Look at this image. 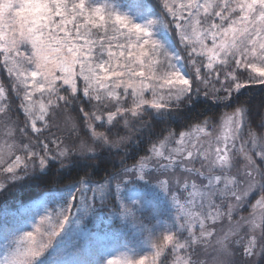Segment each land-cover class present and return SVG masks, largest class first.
Returning <instances> with one entry per match:
<instances>
[{
	"label": "snow or ice",
	"instance_id": "snow-or-ice-1",
	"mask_svg": "<svg viewBox=\"0 0 264 264\" xmlns=\"http://www.w3.org/2000/svg\"><path fill=\"white\" fill-rule=\"evenodd\" d=\"M0 71V122L10 125L0 194L42 180L53 162L84 170L35 205L31 230L5 236L0 264H81L68 248L90 238L87 221L109 201L142 240L86 264H264V112L238 99L264 92V0H159L135 12L115 0H0ZM201 94L232 110L172 130ZM81 133L109 155L125 149L101 181L87 173L101 153ZM142 137L150 147L129 166Z\"/></svg>",
	"mask_w": 264,
	"mask_h": 264
},
{
	"label": "trees",
	"instance_id": "trees-1",
	"mask_svg": "<svg viewBox=\"0 0 264 264\" xmlns=\"http://www.w3.org/2000/svg\"><path fill=\"white\" fill-rule=\"evenodd\" d=\"M148 1L151 3V5L153 4L154 6L159 2V0ZM0 79H3L5 86L7 87V76L6 73H4L3 71H0ZM238 99L241 103L247 101L248 104L251 105L253 111L264 112V107H261L262 105H264V92L261 91V86H251V91L242 92ZM8 103L11 105L10 115L12 117V120H18L22 122L24 120V116L23 113L18 109V105L20 102L19 100H16L14 98V94H9ZM245 106L247 107L248 105L246 104ZM231 110L232 109L224 108L222 105L216 106L211 101L205 100L201 95L200 99L196 101L195 105L190 106L188 108H184L182 106V116L171 122L170 127L172 130H186L187 128H182L181 126L185 125L188 122H191L194 125L195 123H198L204 118H209L213 116L218 118L223 114V112ZM99 113L104 114L102 109ZM71 116L75 117L76 113L71 112ZM258 119L259 117H257V120ZM95 124L98 125V123ZM108 127L109 125H104L103 127H96V131L99 130L100 132L106 133ZM120 127L123 128V121H121ZM2 130V122H0V132ZM52 131H56V129H53ZM121 135H123V132H121ZM81 139L87 141V146L92 147L95 149V151L101 153V161L104 162L100 163L97 167L87 169L88 176L91 178L92 181H101L105 179L108 174L114 170L113 165H115L116 168H119L120 155L124 154L125 149H120V155H115V149H113V154L109 155L107 152H104L103 149L96 148V146L92 144V142L88 140L87 137L83 136V133H81ZM113 139H116V137L113 136ZM142 140L143 143L139 141H133V143L128 146L127 164L129 166H131L138 157L145 155L147 148L150 147V144L148 143V137H142ZM83 176L84 170L82 167L61 169L57 162H53V166L48 170L42 180H28L23 184L12 187L9 191L0 194V246L3 242H7V240H5V236H10L11 232L16 226V223L11 221L10 214H13L16 217V219L15 217L14 219L17 220L19 224H21L23 221L28 219V215L23 214L20 216L19 214L22 211L24 212L28 210H23V207H26L30 202L40 198L42 195L49 194L50 189L54 190L59 186L68 184L73 180L77 179L78 177ZM257 194V192L252 193L248 199V202H251L253 200V197L257 196ZM246 208L247 205L238 214H247ZM82 243L83 241H81V244ZM97 243L102 246L101 242ZM91 248L97 249L94 246V243H92ZM93 256L95 257L97 255L88 256L86 260L88 261L92 259ZM94 257L93 260H95ZM84 260L85 259H83L82 261Z\"/></svg>",
	"mask_w": 264,
	"mask_h": 264
},
{
	"label": "rangeland",
	"instance_id": "rangeland-1",
	"mask_svg": "<svg viewBox=\"0 0 264 264\" xmlns=\"http://www.w3.org/2000/svg\"><path fill=\"white\" fill-rule=\"evenodd\" d=\"M115 2L118 4L121 10L131 11V12L136 11V7L138 4L144 7L154 6L153 4L151 5V3L148 0H115ZM0 82L4 83L3 79H0ZM201 95L203 96V94ZM225 112H230V111H225ZM220 117L216 118L217 121H219ZM95 123L100 124L101 122H95ZM104 125H108L106 122V115H105ZM38 126H39V122H38ZM2 127H3V130L0 132V143L3 142V139L6 136L8 125H5L2 122ZM97 132H100V131L98 130ZM50 147H53L54 149V146H50ZM256 192L258 193L257 196L253 197V200L247 203V208H246L247 214H242V215H245V216L248 215V211L250 210V204L254 203L255 200L259 198L260 193L258 191ZM47 196L48 194H44L40 198L30 202L26 207L22 208L23 210H26V209L28 210L24 212L23 211L20 212L19 213L20 216L23 214H26L28 215L27 216L28 219L23 221L21 224H19L18 221L15 220L16 217L13 214H10L11 221L16 223V226L14 227L11 234L15 233L18 229L31 230L30 228V225L32 223L31 212L35 208V205L39 203L42 199H45ZM155 207H156V201L153 200L152 203L149 205V207L144 210L143 216L150 217L152 214V209ZM114 211L115 209L113 208L112 202L109 201L108 207L105 208L102 212H100L99 215L92 216L91 218H89V220L87 221V230H88V233L91 234L90 238L78 237V239L83 241V243L81 244L83 246H80L79 250H74L69 247L65 258L71 261L73 260L79 261L81 262V264H86V262L93 261L94 256L92 257V259L89 258L90 260L88 261L86 260L87 257L91 255H97L94 257L95 259H97L101 255L107 257L108 254L111 252L123 251L125 248V245H127L128 247H139L142 237L138 235L135 232V230L131 228L130 225L122 226L118 218L114 215H111V213ZM11 234L9 238H11ZM97 242H101L102 246H100ZM92 243H94V246L97 249L91 248ZM6 246H7V242H3L1 244L0 256L3 255L6 249ZM83 259L85 260L82 261ZM172 259L173 257L171 255H168L167 261L165 262V264H171Z\"/></svg>",
	"mask_w": 264,
	"mask_h": 264
}]
</instances>
